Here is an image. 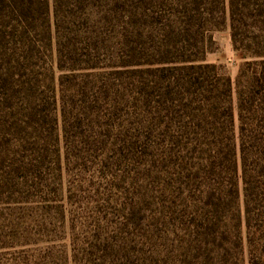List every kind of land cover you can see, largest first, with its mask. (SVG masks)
Returning <instances> with one entry per match:
<instances>
[{
    "label": "rangeland",
    "instance_id": "1",
    "mask_svg": "<svg viewBox=\"0 0 264 264\" xmlns=\"http://www.w3.org/2000/svg\"><path fill=\"white\" fill-rule=\"evenodd\" d=\"M231 1L48 0L26 29L0 14V264H264V213L247 225L239 127L224 117L244 96L264 159V0H234L239 51ZM59 42L98 64L74 74L116 85L111 130L126 147L106 176L65 164L61 97L76 82L61 86L73 73L58 67ZM188 58L225 67L230 97L217 69L182 70ZM80 125L70 137L92 142Z\"/></svg>",
    "mask_w": 264,
    "mask_h": 264
},
{
    "label": "trees",
    "instance_id": "2",
    "mask_svg": "<svg viewBox=\"0 0 264 264\" xmlns=\"http://www.w3.org/2000/svg\"><path fill=\"white\" fill-rule=\"evenodd\" d=\"M11 1L14 3V7L7 0H0V4H2V6L0 5V14H3L14 22H17L16 26L21 29H26L27 27L30 28L32 26L33 23L31 22L28 15L30 13V10H32L34 4H38L40 8L43 7L46 11L48 8V0ZM17 2H19V4H16ZM233 7L234 0L231 1V11L233 14L231 28H233V41L235 44V48L237 51H239L241 50V47L237 45L236 37L234 34ZM16 26H14L15 29H17ZM25 34H28V31L22 33V35ZM49 39H51L50 33L48 35V40ZM246 51L247 49H245L247 58L254 59L261 56L259 55L260 53H249V51ZM57 54L59 69H68L71 73H73L71 76L69 74L61 78V86L64 88L65 83L68 81L70 82L71 80L76 82L72 87L68 86L69 88H71L69 89V93L66 94L69 97L66 95H62L61 97V114L64 129V141L66 145L65 164L67 165V169L69 171L74 169L85 170L89 169V164L93 163L94 165L97 164L96 166H99L98 170H100V173L103 176H106V170H108V173L112 172L114 169H116V167L114 166H116L119 161L117 160L114 163L108 164L111 161L108 162L107 159L114 160L115 158L121 157L126 147L125 140L121 139L124 133L118 130L115 133V130L113 132L111 130L113 126L110 122L115 120L113 114L115 113V115H117V105L114 102L115 100L112 95L109 94V91H117L116 85L113 88L109 87L106 79L103 78L104 76L101 73H89L80 75L74 74V72L76 71H93L98 68V64L96 62L95 64L91 63V59L88 58V55H78L76 49H68L66 51L65 47L62 48L60 42L58 43ZM71 60V67H67V63L71 62ZM197 61V59L193 60L191 58L183 59L181 62L190 64L187 66H183L182 70L184 69L198 72L202 69H217L219 71L218 73L224 76V79L218 80L224 83L222 84L224 92L228 97H230L232 93L233 82L227 69H225V67L223 66L216 65H194L193 62ZM254 80H259V78H254ZM242 98L244 99V96ZM242 98L239 97L238 105L236 108L233 107L231 100H228L227 107L224 112V117L226 118V120L228 119L229 122H227L230 123V128L232 129V131L235 130V126L238 125L239 127L240 143L238 150L241 154V177L244 182L247 225H249L250 221L253 218L254 210H257L258 216L264 213V195H258L257 193H255L256 186H254L256 181H258V184L260 185L264 183V159L262 156L261 148H259L257 143L252 142L253 134L251 132L249 124L247 125V120L244 116L245 109H243ZM70 106H72L71 109ZM70 110L72 112L73 110H77L74 115L77 120H81L82 122H78L76 125H72L70 123ZM80 114L82 117L81 119L78 116ZM85 120H87L86 123H84ZM80 124H82V126L86 125L88 130H91L94 133L92 142H88L89 140L87 139H82V141H75L73 140V137H75V135L70 137L69 133H71V130L76 129L78 125L80 127ZM215 130H212L213 136L217 134L218 139L220 138V136L221 140L224 139L226 134L225 127L216 128ZM82 134L83 136H85L84 131L82 133H79L80 136H82ZM130 144L132 145V142H130ZM116 146H118L119 149H117ZM127 149L132 150V147H128ZM228 154L230 155L234 183L233 185L235 189L238 180L237 147L235 144L230 146V149H228ZM56 162L58 169L55 171H58V175L61 176V160L59 158V155L56 158ZM235 193H237V191ZM57 202L58 200L53 201L54 204H57ZM259 220H262L261 216H259ZM75 261H78V257H75Z\"/></svg>",
    "mask_w": 264,
    "mask_h": 264
}]
</instances>
